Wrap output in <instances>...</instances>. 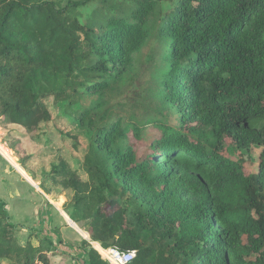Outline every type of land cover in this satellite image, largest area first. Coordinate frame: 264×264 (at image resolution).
<instances>
[{"label":"trees","instance_id":"trees-1","mask_svg":"<svg viewBox=\"0 0 264 264\" xmlns=\"http://www.w3.org/2000/svg\"><path fill=\"white\" fill-rule=\"evenodd\" d=\"M93 1L0 0V126L17 128L8 148L25 166L26 135L61 147L70 132L45 100L95 97L69 120L91 134L87 178L60 156L44 176L59 179L73 222L98 245L81 241L85 264H109L102 248L136 251L130 264H264V0H102L84 24L75 10ZM151 42L159 107L98 115ZM146 127L155 133L139 156L129 138ZM230 145L260 148L255 172ZM16 228L0 211V264H50L52 241L36 235L35 245L34 234L21 245Z\"/></svg>","mask_w":264,"mask_h":264},{"label":"rangeland","instance_id":"rangeland-1","mask_svg":"<svg viewBox=\"0 0 264 264\" xmlns=\"http://www.w3.org/2000/svg\"><path fill=\"white\" fill-rule=\"evenodd\" d=\"M106 1L107 2L105 3V5L117 4V2H122L124 0H106ZM102 5H103L102 0H94L92 3H89L88 5L83 6L78 10H75V15L82 23L84 24H86L87 22L90 23L91 18L95 16L98 11L102 10ZM155 48H156V44L154 42H151L147 44L143 48V50L136 56V72H135L134 80L124 89H121L118 92H112L107 94L104 97V101H103L104 106L97 111L98 115H101L103 111L107 110L109 111V118H112L114 116H119L120 114H125L126 117L134 115L137 118V116H141L143 112L155 111L157 107H159L158 100L156 98L158 91H157V78L155 74L156 73L155 64L148 59V55L151 52H153ZM95 100H96L95 97H90L86 95L78 96L72 102L65 101L57 104H54L51 98L45 100L46 105L49 108L52 116L55 117L56 120L60 123L62 130H64V132H70V134L67 135L69 140L65 144H60L61 147L56 148L54 152L41 153L43 156L41 155L39 158H37V159H41V164L47 162L48 165L50 166L52 164L51 159L54 155L60 157L62 156L65 161H69L70 163L69 165L70 166L72 165V168H77L80 171L82 178L84 179L87 178L84 174L85 169H83L82 161L88 150V143L90 141L91 134L86 130H80L78 128H75L74 124L71 125L69 120L71 118H74L75 114H77L80 110L90 107ZM163 112H167V109L164 108ZM169 116H170L169 118L170 122L172 124H175L176 116L172 112L169 113ZM14 128L15 127L12 125L8 126L9 130H13ZM8 129L5 128L3 130L5 134L4 136H3V132L0 131V165L7 164L8 166L18 168V165H20L18 158L8 148V142H7L8 138L5 137L6 134H8ZM19 131L21 133L24 132L23 129H20ZM71 131L75 134H77L76 132H81V133L80 135L77 136V135H73ZM154 133L155 131L152 130L151 127H146V129L142 134L141 139H135L130 135L129 143L137 151L139 156L144 152L145 147L143 142L150 135H154ZM47 141L48 138L45 132H39L35 136L26 135L23 138V140L20 141L18 148L19 153H24V154L40 153L42 149L44 148L48 149V146L45 145ZM38 142L39 143L41 142L40 145ZM42 142H44V144H42ZM50 151H53V149ZM259 151L260 148L257 146H253L249 151H238L235 150L233 147H231V145L229 147L230 156L233 159H243L245 161V167L251 172H255L256 170ZM54 163H56V161H54ZM36 166H39V168H43V166L39 164ZM31 183H33V181H31ZM67 197L65 200L61 199L58 205L56 204V206H58V208L64 212L65 216L68 218V221L70 222V225L65 227H67L69 230L72 229L76 230L75 233L77 232V234H81L84 237L87 232L86 227H84L83 224H76L73 222L71 218L72 209L68 207L70 204V200L68 199L69 201L67 202ZM131 205L133 204L131 203ZM2 210L5 213L7 211L5 205L0 199V211ZM18 211H19L18 206H14L11 208L10 212L12 213V220H17ZM54 211L55 213H57V217L58 216L61 217L60 220L63 226L64 217L61 216L60 212H58L57 210ZM12 220L9 221L13 223ZM13 224L17 226L16 238L21 245L27 244L30 235H34V234L36 240H33L34 241L33 243L35 245L36 243H38L37 238L38 236H40L39 232L36 233L37 231L35 229H31L29 232L26 228H23L24 225H20L18 223H13ZM18 227H21L22 229L21 228L18 229ZM61 228L62 227H58V229L57 228L54 229L55 234L53 233V235H55V237L51 241L53 244H57L59 250L54 249L50 254H48L50 264H85L84 260L81 257H78L77 254L75 253L76 251L72 249L73 247H76V245L81 248L80 246L81 238L78 236V242L74 243L70 239L71 237L69 235L64 233L65 236H61L58 234ZM87 238L88 239H84V240L88 242L90 248L94 249L93 243L95 242H93L90 239V236H87ZM141 238L144 242H147L150 239V235L147 233H143ZM44 246L46 247V245ZM95 248H97V246ZM65 250L70 251L72 254H74V256L67 257V255L65 254H59V251H65ZM56 254H58L61 258L60 259H58V257L56 258L55 257ZM101 258L104 261H106L102 256ZM177 264H180V262H177Z\"/></svg>","mask_w":264,"mask_h":264},{"label":"crops","instance_id":"crops-1","mask_svg":"<svg viewBox=\"0 0 264 264\" xmlns=\"http://www.w3.org/2000/svg\"><path fill=\"white\" fill-rule=\"evenodd\" d=\"M14 129L17 128L15 127ZM53 141L57 140L53 139ZM42 144H44V142H42ZM52 149L53 151H50ZM55 149L56 147L48 146V149L44 148L40 153H28V155H34V157L31 158L25 166L18 165V168H16L8 166L7 164L0 165V199L7 209L6 213L8 214L9 220H12L11 208L18 206V218L17 220H12L13 223L24 225L23 228H26L29 232L31 229H35L41 236L47 237L50 240L55 237V235H53L54 229L62 227L58 234L61 236L67 234L71 237L70 239L76 243L78 242V236L81 238L80 241L88 238L86 235L83 237L81 234L75 233L76 230H73L72 227V230L65 227L70 225V222L64 212L61 211L56 204H58L61 199H66V193L55 184L56 180L54 181L51 178L44 177L49 172L51 165L49 166L47 162L41 164V159H37L42 155L41 153L54 152ZM55 156L56 155L52 157V162L53 160L55 161ZM66 162L70 164L69 161ZM38 164L42 165L43 168L36 166ZM70 167L72 168V165ZM44 179H46L45 187L48 189V193L44 191L41 185ZM31 181H33V183H31ZM54 210L60 212V215L64 217L63 226L60 220L61 217H57V213H55ZM19 228L21 227H18V229ZM53 245L54 249L59 250L57 244ZM96 246L98 247L96 243H93L94 249ZM72 249L76 251L75 253L78 257H81L85 261V254L80 247L76 245V247ZM59 254H65L67 257L74 256V254L67 250L59 251ZM55 257H58V259L61 258L58 254H56Z\"/></svg>","mask_w":264,"mask_h":264},{"label":"built area","instance_id":"built-area-1","mask_svg":"<svg viewBox=\"0 0 264 264\" xmlns=\"http://www.w3.org/2000/svg\"><path fill=\"white\" fill-rule=\"evenodd\" d=\"M3 130L4 129L0 126V131L3 132ZM3 136H4V134H3ZM103 250H106L108 252L107 257L106 258L103 257V258L109 264H130L136 256V251L121 252V251H119L117 249H113V248H107V249H103Z\"/></svg>","mask_w":264,"mask_h":264},{"label":"bare ground","instance_id":"bare-ground-1","mask_svg":"<svg viewBox=\"0 0 264 264\" xmlns=\"http://www.w3.org/2000/svg\"><path fill=\"white\" fill-rule=\"evenodd\" d=\"M102 250H103V248H102ZM103 253H104V255H105V258L107 257V255H108V252L106 251V250H103ZM101 255V254H100ZM102 256V255H101ZM103 257V256H102Z\"/></svg>","mask_w":264,"mask_h":264}]
</instances>
